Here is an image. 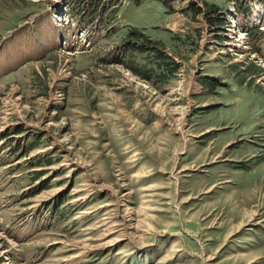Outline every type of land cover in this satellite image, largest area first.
<instances>
[{"label":"rangeland","instance_id":"obj_1","mask_svg":"<svg viewBox=\"0 0 264 264\" xmlns=\"http://www.w3.org/2000/svg\"><path fill=\"white\" fill-rule=\"evenodd\" d=\"M0 264H264V0H0Z\"/></svg>","mask_w":264,"mask_h":264}]
</instances>
